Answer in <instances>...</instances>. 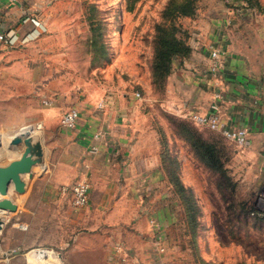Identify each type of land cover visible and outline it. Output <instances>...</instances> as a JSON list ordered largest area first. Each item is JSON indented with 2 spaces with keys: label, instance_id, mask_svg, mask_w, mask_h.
Instances as JSON below:
<instances>
[{
  "label": "crops",
  "instance_id": "0c3cea01",
  "mask_svg": "<svg viewBox=\"0 0 264 264\" xmlns=\"http://www.w3.org/2000/svg\"><path fill=\"white\" fill-rule=\"evenodd\" d=\"M27 10L24 0L14 4L0 0V33L12 37L11 44L0 42V132H10V139L22 127L31 126L41 135L43 147L44 165L34 170L45 172L37 180V194L30 189L19 203L13 200L19 228L28 232L30 210L35 211L36 204L47 205L57 222H64L60 230L69 239L73 236L65 253L68 264H160V240L167 238L177 210L181 211L173 198L167 157L181 160L182 145L173 153L169 145L160 151L157 131L146 114L154 99L136 97L138 90H127L124 82L111 85L109 80L91 82L76 76L68 62L57 65L58 60H68L61 47L53 52L43 46L30 51L28 42L34 34L26 33V28L47 26L49 20L29 19ZM184 28L190 53L172 61L161 106L187 119L191 112H211L216 103L228 127L246 128L250 145L235 148L238 168L244 173L243 182L260 185V190L264 185V0L257 5L212 0L194 18L186 19ZM57 42L62 44L59 38ZM212 50L224 52L216 74L210 71ZM70 108L79 114L75 126L67 129L60 118ZM178 166L185 172L186 163ZM82 180L90 185L88 204L74 208L70 194L60 187ZM76 211L86 214L83 222L88 224L79 235ZM117 245L122 251L116 250L115 257ZM39 252L36 264H52V251ZM47 252L51 256L46 257ZM3 264H11L9 258Z\"/></svg>",
  "mask_w": 264,
  "mask_h": 264
},
{
  "label": "rangeland",
  "instance_id": "374dc122",
  "mask_svg": "<svg viewBox=\"0 0 264 264\" xmlns=\"http://www.w3.org/2000/svg\"><path fill=\"white\" fill-rule=\"evenodd\" d=\"M211 1L193 0L196 5L195 14L200 7ZM244 1L248 5L258 3V0ZM184 2L186 0H24L28 9L27 18H39L44 22L47 18L49 20L47 26L32 28L30 25L26 28V33L34 34L28 42V48L31 51L43 46L45 50L53 52L61 47L60 50L68 53V60H58L57 65L68 62L74 68L71 71H75L76 76L88 78L91 82L109 80L111 85L117 81L124 82V88L138 90L145 101L154 99V106L152 109L148 106L146 114L150 117L154 131H157L160 151H164L166 145H169L173 153L176 147L182 145L183 157L177 160V164L186 163V170L180 172L177 165V174L178 179L181 180V175L184 178L186 189L183 195L191 203V207L186 209L187 215L182 210L181 213L177 210L176 220L167 238L160 240L163 247L160 264H264V218H252L247 211L253 208L260 185L255 187L243 182L244 173L238 168L236 147L232 142L218 132L188 121L202 138L215 140L222 148L220 172L201 159L191 140L187 142L172 127L170 117L175 115L166 112L161 106L165 89L153 84L151 65L157 30L159 27L167 32L172 29L177 36L186 39L184 22L190 17L179 16L176 12V8ZM90 27L98 29L106 50L101 66L92 65L89 54L88 59L81 58L83 47L80 41L89 33ZM36 29L39 32L37 34L33 33ZM52 37L55 40H50ZM57 38L62 41L61 45ZM32 63L35 64V61ZM0 133V164H6L18 154L20 148L9 146L10 132ZM191 135L190 133V138ZM39 138L41 139V135ZM168 157L175 159L171 155ZM33 167L32 177H24L26 188L22 194L10 189L9 198L12 201L19 203L30 189L37 194V180L45 172L38 174L34 171L40 170L41 165ZM173 198L178 201L174 194ZM37 206H40L38 210ZM34 207L35 211L31 209L28 213L31 222L28 232L19 228L21 219L19 214L15 215L17 211L9 213L0 210L5 219V225L0 231V252L9 250L7 256L0 255L3 257H0V264L7 258L11 264H36L35 257L39 251H52L53 258L49 259L52 264H68L65 257L73 239L72 234L69 239L60 230L64 227V222H57V217L51 208L49 210V206L36 204ZM12 214L14 215L11 216ZM75 216L76 234L79 235L81 230L88 227L83 222L86 214L76 211ZM59 224L61 228L58 227ZM114 254L116 257V250Z\"/></svg>",
  "mask_w": 264,
  "mask_h": 264
},
{
  "label": "trees",
  "instance_id": "16d2710c",
  "mask_svg": "<svg viewBox=\"0 0 264 264\" xmlns=\"http://www.w3.org/2000/svg\"><path fill=\"white\" fill-rule=\"evenodd\" d=\"M248 2H250L248 0ZM250 5H257L250 4ZM196 5L193 0H186L181 6L176 8L177 15L193 18L196 14ZM83 51L81 52L82 60L88 59L90 55V62L92 65H102L104 58L106 57V50L101 39V35L97 28L90 27L89 33L80 41ZM190 53V47L186 43L184 37H179L174 31L169 30L167 32L164 28L159 27L154 42V54L152 59L151 71L153 84L159 88L165 89L168 76L170 75L172 61L175 58H186ZM83 56V57H82ZM172 127L174 126L176 131L179 132L182 138L187 142L191 140V144L194 147L198 156L203 159L207 164L220 172L222 148L218 146L215 140H207L202 138L201 134L197 133L193 127L188 123V119L179 118L176 116L170 117ZM191 122V121H190ZM206 129V128H205ZM209 130V129H207ZM212 131V130H210ZM216 132V131H215ZM190 133L192 138H190ZM171 170L168 172L169 182L171 184L172 192L178 198L181 210L187 215V208L191 207V203H188V199L183 195L185 186L178 179L177 161L176 159H170ZM248 215L252 218L262 219L264 216H253L250 214L251 209H248Z\"/></svg>",
  "mask_w": 264,
  "mask_h": 264
},
{
  "label": "built area",
  "instance_id": "2783aa9c",
  "mask_svg": "<svg viewBox=\"0 0 264 264\" xmlns=\"http://www.w3.org/2000/svg\"><path fill=\"white\" fill-rule=\"evenodd\" d=\"M18 0H8V3L14 4ZM12 37H8L4 33H0V42L4 44H11ZM212 63L210 66V71L216 74L223 65L224 62V52L219 50H212L210 53ZM136 97H140L139 92L135 93ZM216 98H220L216 94ZM78 110L76 108H70L65 111L60 118V125L64 128L71 129L75 126L76 120L78 118ZM187 119L191 121L194 125L203 127L212 131L220 133L224 138L233 143L235 147L245 148L250 145V138L246 128H230L226 125L224 120L218 111V105L213 103L211 105V112L209 113H198L191 112L186 115ZM40 125L38 124L37 128ZM89 189L90 185L86 180L78 181L72 183L71 185H63L60 187L62 193H69L71 198V204L74 208H81L88 204L89 200ZM253 216H264V185L258 191L255 196L253 208L250 212ZM117 251L121 252L122 247L117 245L115 247ZM121 250V251H120Z\"/></svg>",
  "mask_w": 264,
  "mask_h": 264
},
{
  "label": "water",
  "instance_id": "95a60500",
  "mask_svg": "<svg viewBox=\"0 0 264 264\" xmlns=\"http://www.w3.org/2000/svg\"><path fill=\"white\" fill-rule=\"evenodd\" d=\"M9 146L20 148V151L16 157L10 159L6 164H0V195L2 196L7 195L10 185L13 191L22 194L25 190L24 177H32L30 167L44 165L41 139L33 132L31 126L22 127L11 136ZM0 210L15 213L17 205L9 197H3L0 199ZM2 229L0 222V231Z\"/></svg>",
  "mask_w": 264,
  "mask_h": 264
},
{
  "label": "bare ground",
  "instance_id": "6f19581e",
  "mask_svg": "<svg viewBox=\"0 0 264 264\" xmlns=\"http://www.w3.org/2000/svg\"><path fill=\"white\" fill-rule=\"evenodd\" d=\"M33 166H34V165H33ZM33 166H31L30 169L33 168ZM25 188H26V187H25ZM10 189H11V185L9 186V189H8V193H7V195H6V196H2V195H0V199L3 198V197H9V195H10V194H9V193H10ZM1 211H3V212H9V211H6V210H1ZM1 211H0V216L4 218V215H3V213H2ZM9 213H11V212H9ZM0 222H1V227L3 228L5 224H4V222H3L1 219H0ZM1 231H2V230H1ZM39 254L41 255V252H39ZM47 256H51V253H46V257H47Z\"/></svg>",
  "mask_w": 264,
  "mask_h": 264
}]
</instances>
